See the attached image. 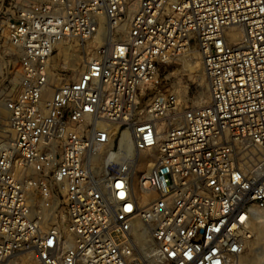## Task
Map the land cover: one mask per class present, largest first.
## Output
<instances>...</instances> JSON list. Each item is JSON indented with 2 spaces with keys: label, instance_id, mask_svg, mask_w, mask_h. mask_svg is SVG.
<instances>
[{
  "label": "built area",
  "instance_id": "2783aa9c",
  "mask_svg": "<svg viewBox=\"0 0 264 264\" xmlns=\"http://www.w3.org/2000/svg\"><path fill=\"white\" fill-rule=\"evenodd\" d=\"M76 40L87 68L54 85ZM193 46L210 100L185 107L159 70ZM0 102V263L240 264L264 210V0H0Z\"/></svg>",
  "mask_w": 264,
  "mask_h": 264
},
{
  "label": "rangeland",
  "instance_id": "374dc122",
  "mask_svg": "<svg viewBox=\"0 0 264 264\" xmlns=\"http://www.w3.org/2000/svg\"><path fill=\"white\" fill-rule=\"evenodd\" d=\"M80 43L82 44V52H78V59L75 62L76 67L60 63L58 61L59 51L51 58L52 67L56 70L55 72L59 73L53 80L54 85L58 84L62 78L70 77L74 73L79 74L77 66L81 64L88 54H90L89 51L92 49L91 42ZM61 68L65 70L62 71ZM159 75L162 80V86L175 91L178 98L182 101L183 106L198 107L209 102L208 80L202 60L195 46H193L187 54L177 56L170 62L162 65L159 70ZM13 85H15V82ZM13 85L10 87H13ZM200 98H202L203 103L198 104ZM3 131H6L5 133L9 135L7 132V115L4 111L2 102H0V143L2 142L4 144L7 141H5V139H7V134ZM141 171L144 172L145 170H140V168L137 167V173L141 174L139 173ZM262 211L264 212V210ZM253 219H255L252 224L255 236L250 241L248 249L241 256L240 260H242L240 264H264V215L256 216ZM258 248H260V253L262 254L259 255L262 258H258L254 254L255 250ZM11 264H39V262L36 260L35 254L32 251L23 250L12 256Z\"/></svg>",
  "mask_w": 264,
  "mask_h": 264
},
{
  "label": "bare ground",
  "instance_id": "6f19581e",
  "mask_svg": "<svg viewBox=\"0 0 264 264\" xmlns=\"http://www.w3.org/2000/svg\"><path fill=\"white\" fill-rule=\"evenodd\" d=\"M86 42H91L90 40H87ZM81 43L79 41H75L74 43H68V42H61L58 44V50L57 52L59 51V55H58V61L60 63H63L64 65H70L72 67H76L75 65V62L77 61L78 59V52H82L81 50ZM96 46V45H95ZM56 52V53H57ZM90 54L87 55V57L81 62V64H79L77 66V69H78V72L79 74L82 73L86 68H87V65H88V61L89 59L92 57V52L93 50L89 51ZM55 53V54H56ZM53 57V56H52ZM52 61H50V64H51ZM203 64V63H202ZM52 66V65H51ZM53 68V67H52ZM54 69V68H53ZM62 69V68H61ZM55 70V69H54ZM78 74V73H77ZM199 98V97H198ZM197 102V101H196ZM199 103H203L202 101V98L199 99ZM5 129V128H4ZM4 132V131H3ZM6 132V131H5ZM4 132V133H5ZM7 132L9 133V137H12V134L13 132L7 127ZM7 134V133H5ZM3 135V134H2ZM124 135V139H125V142H124V150L126 151H129V152H133V143L131 142V140H129L128 138V135H127V132H124L123 133ZM9 140V139H8ZM8 142V141H6ZM156 148L152 149L149 153H145V154H140L139 156V161H138V165L137 167L140 168V170H147L156 160V157H157V152L155 150ZM144 171V172H145ZM139 173H143L142 171L139 172ZM150 196H146V197H143L142 198V201L141 203L142 204H145L147 203L149 200H150ZM264 215V212L262 211V209H255L251 215L252 219L256 216H262ZM255 220V219H253ZM255 236V234H254ZM149 248L151 251L154 250V246L152 244L149 245ZM260 248L256 249L255 250V255L258 257V258H262L260 255L262 253H260ZM260 254V255H259ZM242 260V259H241ZM240 260V261H241ZM0 264H11V262H3V263H0Z\"/></svg>",
  "mask_w": 264,
  "mask_h": 264
}]
</instances>
